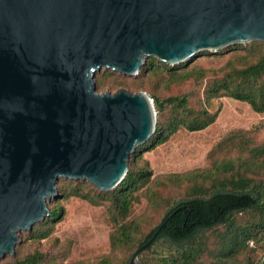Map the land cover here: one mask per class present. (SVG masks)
I'll list each match as a JSON object with an SVG mask.
<instances>
[{"label": "water", "instance_id": "95a60500", "mask_svg": "<svg viewBox=\"0 0 264 264\" xmlns=\"http://www.w3.org/2000/svg\"><path fill=\"white\" fill-rule=\"evenodd\" d=\"M264 42V0H0V264L51 215L60 178L117 188L156 132L148 93L97 90L202 51ZM127 264H142L141 253Z\"/></svg>", "mask_w": 264, "mask_h": 264}, {"label": "trees", "instance_id": "16d2710c", "mask_svg": "<svg viewBox=\"0 0 264 264\" xmlns=\"http://www.w3.org/2000/svg\"><path fill=\"white\" fill-rule=\"evenodd\" d=\"M202 59L224 64L205 68ZM95 80L98 91L124 87L148 93L157 111L156 132L131 155L128 174L112 191L60 178L58 197L49 202L51 215L31 231H22L15 255H6L1 264H67L74 243L53 234L64 214L61 202L71 198L104 207L112 226L110 252L76 264H127L160 228L140 255L142 264H264V142L259 127L223 135L208 153L209 167L201 171L154 177L144 158L181 132H200L215 124L221 108L210 112L208 105L216 99L247 103L264 115V42L202 51L177 66L152 57L136 76L102 69ZM188 82L194 83L193 90L160 95ZM144 200L145 213L131 218ZM44 241L48 250L42 248ZM182 243L187 245L180 247Z\"/></svg>", "mask_w": 264, "mask_h": 264}, {"label": "rangeland", "instance_id": "374dc122", "mask_svg": "<svg viewBox=\"0 0 264 264\" xmlns=\"http://www.w3.org/2000/svg\"><path fill=\"white\" fill-rule=\"evenodd\" d=\"M223 64L224 62L218 59H202L200 61V65L205 68L219 67ZM193 84V82H188L177 85L171 89L163 90L160 95L168 97L188 92L193 90ZM121 88L116 90L105 89L98 92L104 93L109 91L114 93ZM219 108H221V112L217 121L206 130L200 132H181L172 141L158 147L152 152L144 154V158L150 162L154 177L156 175H173L201 171L208 168L209 162L207 157L212 146L223 135L234 129L259 127L260 133L258 137L264 142V115L254 112L247 103L230 98L216 99L208 105L210 112H215ZM61 205L64 207V214L56 226L53 237L60 239L62 242L67 239L73 241L72 254L66 263L76 264L80 261H94L101 255L108 254L110 252L109 236L112 226L107 221L105 208L102 206H92L88 202L78 198L63 200ZM146 209L147 202L144 200L142 205L134 208L131 218L142 215ZM168 244L172 245V243ZM186 245L187 243H182L179 246L184 247ZM250 245L254 246V243L251 242ZM42 248L48 250L49 244L44 241Z\"/></svg>", "mask_w": 264, "mask_h": 264}]
</instances>
